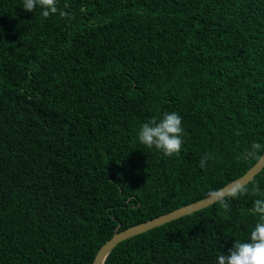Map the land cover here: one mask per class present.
<instances>
[{
  "label": "trees",
  "instance_id": "trees-1",
  "mask_svg": "<svg viewBox=\"0 0 264 264\" xmlns=\"http://www.w3.org/2000/svg\"><path fill=\"white\" fill-rule=\"evenodd\" d=\"M58 6L70 22L0 0V264H93L120 225L207 198L264 143V0ZM165 112L186 133L170 158L138 140ZM253 199L231 200L228 219L214 204L128 239L106 264H217L247 239Z\"/></svg>",
  "mask_w": 264,
  "mask_h": 264
},
{
  "label": "clouds",
  "instance_id": "clouds-1",
  "mask_svg": "<svg viewBox=\"0 0 264 264\" xmlns=\"http://www.w3.org/2000/svg\"><path fill=\"white\" fill-rule=\"evenodd\" d=\"M58 3L59 0H23V9L27 12H35L39 8L44 18L58 14L70 22L73 19L72 15L61 10ZM64 8H68V5L65 4ZM184 135L186 133L182 127L181 116L176 112H165L162 117H153L142 124L138 140L146 148L155 149L170 158L179 156ZM215 159L212 153H205L200 159V168L206 170L209 161ZM236 159L257 162L264 160V143L253 142L249 148L238 154ZM246 196L254 197L249 212L255 218V223L246 240H235L228 254L218 255L217 264H264V190L259 184L255 183L251 189L247 185L236 184L227 192L224 189H216L210 191L207 198L218 204L224 213V218L228 219L227 213L231 210L230 201Z\"/></svg>",
  "mask_w": 264,
  "mask_h": 264
},
{
  "label": "water",
  "instance_id": "water-1",
  "mask_svg": "<svg viewBox=\"0 0 264 264\" xmlns=\"http://www.w3.org/2000/svg\"><path fill=\"white\" fill-rule=\"evenodd\" d=\"M263 169L264 160H261L257 162L243 177L231 182L222 189L227 192L228 190H230L231 187H234L236 184L249 185L263 171ZM214 204L215 203L210 201L208 198H205L190 205L179 208L168 214L150 220L148 222L130 227L126 230H121L122 225H120L117 228L114 236L100 248L93 264H106L107 260L109 259L110 255L114 252L116 247L128 239L139 236L150 230H153L165 224L181 219L185 216L191 215L195 212L211 207Z\"/></svg>",
  "mask_w": 264,
  "mask_h": 264
}]
</instances>
